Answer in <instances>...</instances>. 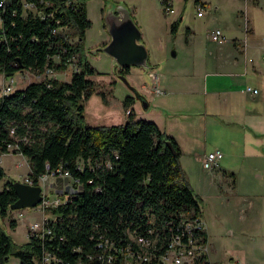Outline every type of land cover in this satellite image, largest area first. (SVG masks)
<instances>
[{
    "label": "trees",
    "instance_id": "trees-1",
    "mask_svg": "<svg viewBox=\"0 0 264 264\" xmlns=\"http://www.w3.org/2000/svg\"><path fill=\"white\" fill-rule=\"evenodd\" d=\"M85 2L4 0L0 5V73L60 72L75 56L79 63L69 80L49 76L0 96V152L17 144L13 150L27 157L34 180L49 163L52 170H68L80 186L71 200L49 208L56 220L45 237L30 234L18 243L0 223V264L12 255L20 264H39L45 251L59 258L51 264H104L96 257L102 235L117 244H131V235H151L161 253L178 230L180 214H201L202 198L180 163L182 150L156 121L134 119L130 109L123 123L86 122L85 100L94 82L90 75L97 69L83 45L92 24ZM178 27V20L173 21L172 32ZM130 67L118 66L123 78ZM133 98L127 95L124 103ZM5 175L0 164V179ZM13 181L8 179L0 190L3 217L18 198ZM10 222L16 227V219ZM201 234L207 241L208 232Z\"/></svg>",
    "mask_w": 264,
    "mask_h": 264
},
{
    "label": "rangeland",
    "instance_id": "rangeland-1",
    "mask_svg": "<svg viewBox=\"0 0 264 264\" xmlns=\"http://www.w3.org/2000/svg\"><path fill=\"white\" fill-rule=\"evenodd\" d=\"M201 1L172 0L175 11L167 12L161 0H86L92 24L85 31L83 45L97 71L90 75L94 82L92 93L85 100V120L91 125L123 123L130 117V108L134 119L156 121L177 140L187 181L202 198L201 216L209 231L210 259L216 264H264V125H253L252 129L244 120L242 107L250 103L245 93L247 76L237 77L236 84L235 77L215 74L222 70L221 64H211L222 55L216 52L217 47L233 45L235 36L243 44L248 43V56L259 55V46L264 43V0L254 4L252 0H204L205 14L199 15L197 4ZM117 3L135 18L150 62L165 64L173 72L169 83L175 93L166 108L153 101L144 108L136 96L135 87L151 100L141 84L153 85L149 75L152 68L133 64L125 81L116 59L96 49L108 36L105 10L115 9ZM175 20L179 27L174 33L171 23ZM248 24L253 26L251 34ZM217 26L226 36L222 44L208 37V29ZM187 27L192 29L191 36ZM205 60L210 64L203 66ZM77 67L75 56L64 71H19L13 75V85L24 87L54 75L69 80ZM0 78L10 81L11 76L2 74ZM231 90L236 99L225 101L222 91ZM128 94L134 98L126 105ZM155 95L160 98L164 94ZM217 147L224 156L213 169H208L202 155ZM0 164L7 172L0 179V190L8 179L23 181L30 171L27 157L13 149L3 155ZM11 218L16 219V227L11 226ZM41 219L39 206L12 209L5 217L0 214V223L18 243L28 240L30 223ZM5 264H20V260L12 255Z\"/></svg>",
    "mask_w": 264,
    "mask_h": 264
},
{
    "label": "built area",
    "instance_id": "built-area-1",
    "mask_svg": "<svg viewBox=\"0 0 264 264\" xmlns=\"http://www.w3.org/2000/svg\"><path fill=\"white\" fill-rule=\"evenodd\" d=\"M3 3L4 0H1L0 5H3ZM161 3L167 12L175 11L172 0H161ZM198 14H204L203 6L199 8ZM209 38L218 43L226 41L225 33L220 27L212 28L209 31ZM52 71L48 68L41 74H50ZM20 72L24 73L23 71ZM151 75L154 79L153 87L155 91L163 93V90L158 86L156 73L152 72ZM8 76H11L10 81L2 80L0 82V96L16 89L13 85L14 76ZM246 90L255 94L259 92V88L251 85L246 86ZM127 111L130 112V108ZM14 132L15 130L12 128V134ZM17 147V144H9L7 152H0V161H2L3 155ZM223 156L224 152L220 148L208 151L203 157L204 166L213 169ZM46 169L44 173L39 175L37 180H34L28 174L23 180L29 184L40 185L42 189V200L36 205L39 206L42 219L30 223L29 237L30 234L41 235V237L51 234V223L56 220V214L49 208L71 200L72 196L77 193V187H80L78 180L73 178L68 170L61 168L52 170L49 163L46 164ZM177 229L176 232H172L166 251L161 253L157 252L159 246L156 238H152L151 235H131L130 241H128L131 244H117L114 239L102 235L98 241L100 253L96 257L104 264H216L209 257V238L205 241L204 236L201 234L203 230H206L205 221L201 214L191 212L180 214ZM170 230L172 231V227H170ZM149 232L151 233L152 230L149 229ZM133 241L135 245H133ZM58 259V256L52 251H45L39 264H51Z\"/></svg>",
    "mask_w": 264,
    "mask_h": 264
},
{
    "label": "crops",
    "instance_id": "crops-1",
    "mask_svg": "<svg viewBox=\"0 0 264 264\" xmlns=\"http://www.w3.org/2000/svg\"><path fill=\"white\" fill-rule=\"evenodd\" d=\"M252 1H253L252 3L254 4V3H258L260 0H252ZM197 5H198V10L200 7L203 6L204 14H205V7L204 6L206 5V1L202 0L200 2V4H197ZM162 6H163V4H162ZM107 9H108V7H107ZM107 9L105 10V13H104V26L106 27V29L108 31V28H107V25L105 22V14L107 13ZM163 9H164V7H163ZM115 12L118 13L117 10H115ZM182 18H183V15L181 16V19ZM248 26H249L248 31L251 34L253 32V26H251L249 24H248ZM217 27H220V26H217ZM210 29H208V37H209V30ZM187 32L191 36V33H192L191 27H187ZM110 39H111V35L108 31V36L106 37L105 43H107ZM232 42H233V45H229V47H225L224 45L223 46L221 45L222 47H217L218 50H216V52H220V53H222V55H219L218 57H216L215 63H211V64H213V65L215 64L216 66H217V64H221V66H222V70H219L215 74L223 75L225 78L226 77H235L236 79L234 80V82L236 84L238 81L237 77L243 76L245 74L247 76V79L245 80L244 84L246 83V86L251 85L253 87L259 88V92L256 94L252 93L250 91H249L250 93L248 91L245 92V93H247V96L250 99L249 100L250 103L248 106L242 107V113L244 116V120L246 121V124L250 125V127L251 126L253 127V125H264V57H263L264 43L259 46V48H260L259 55L256 58H254L251 55L248 56V54H249V53H247L248 52L247 49H249L248 43L243 44L242 43L243 41L241 40V38L239 36L233 37ZM222 43H224V42H222ZM222 43H218V44H222ZM103 45H105V44H103ZM222 49H224V51ZM226 53H227V55H226ZM207 63L210 64V62L208 60H205L202 65L206 66ZM149 64H150V67H148V68H152L149 71V75L152 78L151 81L153 82V85H154V79L151 75V73L154 72L157 75L158 86L160 87V89L163 90V93H159V92L155 91L153 85L147 86L144 83H142L141 86L145 89L146 92H148L152 96L151 100H149V98H147L146 96L145 97L149 101V105L153 101L154 103L156 102L155 104L158 105L159 107L166 108L168 106L167 105L168 102L171 100V97L175 93L171 89L172 86H170V83H169L170 78L173 76V72H170L168 70L170 67L166 68V65L165 64L161 65L160 62H157V63L156 62H150V59H149ZM0 75H2V74H0ZM126 79H127V77H126ZM2 80L3 79L0 78V82ZM135 89H137V88L135 87ZM222 92L225 95L224 96L225 101L233 102L236 99V94L234 91L231 90L228 92L227 91H222ZM158 93L164 94V95L159 98ZM155 94H157L158 96H156ZM217 95L219 96L220 93L219 94L217 93ZM256 135H260V134H256ZM212 149H214V148H212ZM212 149H210V150H212ZM205 154H206V152L202 155V157H204ZM207 229L208 228H206V230ZM207 232H208V236H209V231L207 230ZM209 240H210V238H209Z\"/></svg>",
    "mask_w": 264,
    "mask_h": 264
},
{
    "label": "water",
    "instance_id": "water-1",
    "mask_svg": "<svg viewBox=\"0 0 264 264\" xmlns=\"http://www.w3.org/2000/svg\"><path fill=\"white\" fill-rule=\"evenodd\" d=\"M105 22L111 39L105 45L98 47L97 50L100 49L112 55L120 67L133 64L150 67L148 49L145 43L141 41L142 31L130 11L122 4L117 3L115 9H107ZM124 79L127 81L126 78ZM134 90L136 96L143 103L144 108H148L149 101L145 95L135 88ZM168 143L175 151L172 142L168 141ZM13 186L18 198L11 204V209L33 207L42 200L40 185L14 180Z\"/></svg>",
    "mask_w": 264,
    "mask_h": 264
}]
</instances>
